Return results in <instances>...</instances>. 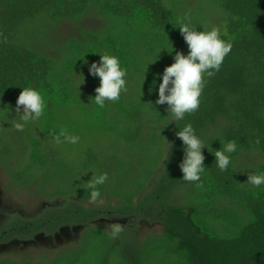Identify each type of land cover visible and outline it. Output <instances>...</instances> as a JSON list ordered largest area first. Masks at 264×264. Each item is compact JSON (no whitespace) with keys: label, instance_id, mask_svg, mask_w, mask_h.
Masks as SVG:
<instances>
[{"label":"trees","instance_id":"obj_1","mask_svg":"<svg viewBox=\"0 0 264 264\" xmlns=\"http://www.w3.org/2000/svg\"><path fill=\"white\" fill-rule=\"evenodd\" d=\"M181 23L218 28L232 50L205 76L199 109L174 122L168 105L155 101L157 74L175 52L189 51ZM105 53L126 70L127 91L100 108L91 101L100 80L85 60ZM76 74L85 77L80 90ZM23 87L39 90L46 108L18 131ZM5 107L0 166L7 188L41 205L30 215L0 207V246L65 230L78 236L38 258L3 257L0 264H264V185L244 184L248 173L264 174V0H0ZM176 123H191L210 152L235 141L228 170L206 148L203 187L182 181ZM64 130L79 142L57 144ZM94 173L109 178L92 202ZM112 223L124 226L117 238Z\"/></svg>","mask_w":264,"mask_h":264},{"label":"clouds","instance_id":"obj_2","mask_svg":"<svg viewBox=\"0 0 264 264\" xmlns=\"http://www.w3.org/2000/svg\"><path fill=\"white\" fill-rule=\"evenodd\" d=\"M179 30L188 46V54L175 52L174 63L166 67L162 75L157 74V80H162V82L158 84V99L155 101L156 105H168V116H171L174 122L184 120L186 114L191 115L199 109L205 76L211 77L219 71L225 57L232 50L231 43L221 38L218 28L197 31V29H192L188 23H181ZM174 51L172 45V51L169 54ZM99 55L98 62L88 64L85 60V65L89 74L100 80V86L95 89L96 95L91 101L103 108L107 101H118L121 93L127 91L125 79L127 72L122 69L118 57L106 53ZM77 76L83 77L82 83L78 85V90H80V87L85 83V77L83 74ZM156 87L154 82L153 88ZM45 108L46 102L39 90L23 87L15 108L16 117H19V121L14 123L16 130L22 131L26 124L39 120L44 115ZM0 111L10 114V109L7 107ZM178 128L179 131L175 135L182 141L184 153L179 164L183 174L182 181L195 183L196 187L202 188L201 174L207 169L203 150L207 147L197 136L191 123L186 124L182 129L179 126ZM54 139L57 144H77L79 142L78 136L68 134L66 130L61 131L59 136ZM221 144L222 148L213 151L214 154L207 149L215 157V166L221 171H226L231 163L229 154L236 152L237 144L235 141ZM108 178L107 173L99 175L94 173L87 183L88 187L92 189L90 193L92 202H95L101 195L97 186L103 185ZM244 184L260 188L261 185H264V174L248 173V180ZM108 227L111 229L113 238H117L124 228L120 223H112Z\"/></svg>","mask_w":264,"mask_h":264},{"label":"rangeland","instance_id":"obj_3","mask_svg":"<svg viewBox=\"0 0 264 264\" xmlns=\"http://www.w3.org/2000/svg\"><path fill=\"white\" fill-rule=\"evenodd\" d=\"M10 178L4 175L0 166V207L6 211H20L23 214L30 215L33 210L39 209L41 203L34 200L32 196L24 193L19 194L17 190H9L8 183ZM77 231L65 230L55 239L39 237L36 242L29 243H12L8 246H0V258L10 257L16 258L21 255L31 254L38 258L47 251L52 252L69 244L75 243L77 240Z\"/></svg>","mask_w":264,"mask_h":264}]
</instances>
